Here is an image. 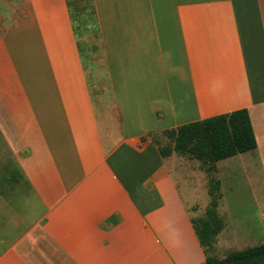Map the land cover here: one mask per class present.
<instances>
[{"label":"crops","instance_id":"0c3cea01","mask_svg":"<svg viewBox=\"0 0 264 264\" xmlns=\"http://www.w3.org/2000/svg\"><path fill=\"white\" fill-rule=\"evenodd\" d=\"M93 4L107 113L67 0H25L0 35V171L29 189L34 217L0 263L18 251L33 259L15 264H207L195 186L149 133L247 108L257 148L216 169L241 168L264 214V0ZM233 225L222 230L231 240L244 228Z\"/></svg>","mask_w":264,"mask_h":264},{"label":"rangeland","instance_id":"374dc122","mask_svg":"<svg viewBox=\"0 0 264 264\" xmlns=\"http://www.w3.org/2000/svg\"><path fill=\"white\" fill-rule=\"evenodd\" d=\"M24 1L0 0V35H2L6 27L16 23L20 16L25 15L23 12ZM74 1L83 9L81 13L73 10L72 14L75 18L74 23L78 30V36L80 41H82V53L85 58L90 87L93 90L96 103L100 104L98 110L107 113L106 104L113 101V99L103 48L98 36L93 0ZM106 90L108 92H105ZM152 138L161 146L172 144L164 133L152 135ZM175 164L180 172L181 179L187 185L193 184L198 193L196 204L192 206L196 221L200 220V218H206L205 212L211 203L210 191L213 190L218 195L217 211L224 223V228L225 225H228V222H231L232 226H234L233 221L244 224L242 230L237 227L228 230L234 234V240H231L229 234H222L223 228L219 233L222 234L221 238L217 237L214 245L213 255L221 256L229 251L242 250L246 247L264 243V227L259 224V222H262L261 215H264L261 211V205L258 203L261 192L254 189V184L247 178L241 168L234 167L233 173L229 174L226 172V168L207 172L205 163L196 161L190 155L182 154L176 155ZM219 164L221 169L222 163ZM224 169L225 172H223ZM8 174L7 171H0V192L5 201L3 206L0 205V256L3 254L2 257L6 255L4 253L6 249L17 239V235L27 229L34 219L33 213L30 212L33 203L28 204L29 189L21 187L13 190L12 182L7 180ZM217 180L220 182V191L216 190L213 184ZM186 200L190 203L187 195ZM254 226L256 227L254 232L247 228ZM22 236L23 234H21V239H23ZM28 240L29 238L26 239L27 244ZM216 244H219V248L216 247ZM53 255L54 257H60L59 253ZM36 256L37 260H46L42 253ZM32 259L33 255L29 252L19 253L14 251L2 259L0 264H15L22 260L29 261Z\"/></svg>","mask_w":264,"mask_h":264},{"label":"trees","instance_id":"16d2710c","mask_svg":"<svg viewBox=\"0 0 264 264\" xmlns=\"http://www.w3.org/2000/svg\"><path fill=\"white\" fill-rule=\"evenodd\" d=\"M67 2L71 12L83 11L74 0H67ZM94 15L96 16L95 8ZM73 21L75 22L74 17ZM163 133L170 139L171 145L161 146L153 139L159 145L162 157H169L173 153L190 155L205 163L207 172L216 171V164L219 161L257 148L252 119L247 108L186 123L167 129ZM155 134L157 133H149V135ZM213 184L216 190L220 191L219 180ZM210 196L211 203L206 209V218L194 221L200 242L206 249L207 264H264V243L242 250L229 251L223 258L212 254L224 223L217 211V193L211 190Z\"/></svg>","mask_w":264,"mask_h":264}]
</instances>
